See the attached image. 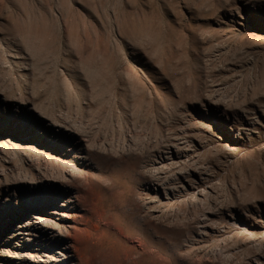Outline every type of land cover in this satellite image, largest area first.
Listing matches in <instances>:
<instances>
[{"label":"rangeland","instance_id":"rangeland-1","mask_svg":"<svg viewBox=\"0 0 264 264\" xmlns=\"http://www.w3.org/2000/svg\"><path fill=\"white\" fill-rule=\"evenodd\" d=\"M0 264H264V0H0Z\"/></svg>","mask_w":264,"mask_h":264},{"label":"bare ground","instance_id":"bare-ground-1","mask_svg":"<svg viewBox=\"0 0 264 264\" xmlns=\"http://www.w3.org/2000/svg\"><path fill=\"white\" fill-rule=\"evenodd\" d=\"M260 189H261V188H260ZM260 192L262 193V191H261V190H260ZM253 194H254V195H255V194L257 195V192H253ZM138 246H139V245H138Z\"/></svg>","mask_w":264,"mask_h":264}]
</instances>
